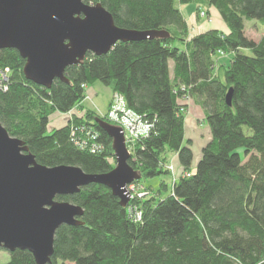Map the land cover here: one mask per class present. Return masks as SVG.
Wrapping results in <instances>:
<instances>
[{"label":"trees","instance_id":"16d2710c","mask_svg":"<svg viewBox=\"0 0 264 264\" xmlns=\"http://www.w3.org/2000/svg\"><path fill=\"white\" fill-rule=\"evenodd\" d=\"M83 1L100 3L117 26L165 34L119 41L102 55L87 52L66 67V81L55 78L49 87L27 78L25 59L16 49H1L0 68L11 71L7 89L0 90L1 124L43 165L107 172L114 166V151L97 124L98 119L112 123L104 114L81 106V114L72 118L98 132L94 140L102 149L91 152V138L85 148L71 140L70 121L48 127L51 114L67 113L84 100L81 84L101 81L152 123L128 159L140 174L135 182L168 175L170 153H176L182 172L191 173L180 174L169 189L158 180L157 190L126 206L95 182L55 196L83 213L77 217L82 224L56 229L50 264H264V34L259 41L245 35L248 21L264 25V0ZM190 2L197 10L216 9L228 31L205 29L188 36L180 6ZM228 54V63H219ZM185 93L198 98L211 136L193 169L178 105ZM162 189L168 194L163 196ZM134 207L141 215L138 221L130 212ZM8 254L9 260L0 264H36L27 250Z\"/></svg>","mask_w":264,"mask_h":264},{"label":"water","instance_id":"95a60500","mask_svg":"<svg viewBox=\"0 0 264 264\" xmlns=\"http://www.w3.org/2000/svg\"><path fill=\"white\" fill-rule=\"evenodd\" d=\"M165 30H135L115 25L100 3L83 0H0V50L14 48L25 59L32 82L49 87L55 78L66 81L69 65L87 52L102 55L119 41H140ZM231 87L225 102L230 106ZM97 124L112 140L115 164L103 173H86L77 165L46 166L35 160L24 141L0 122V248L24 249L36 264H50L56 229L82 224L83 209L57 195L78 192L95 182L107 186L122 205L129 201L127 184L140 178L133 169L123 130L105 120Z\"/></svg>","mask_w":264,"mask_h":264},{"label":"built area","instance_id":"2783aa9c","mask_svg":"<svg viewBox=\"0 0 264 264\" xmlns=\"http://www.w3.org/2000/svg\"><path fill=\"white\" fill-rule=\"evenodd\" d=\"M199 15L204 17L206 15L205 10H201ZM191 32V31H190ZM220 55H223L224 52L222 50L218 51ZM8 68H0V90H6L8 83H9V72ZM82 87L86 88L85 84H81ZM189 93H185L184 96L178 99L179 110L182 112L187 107V100L189 99ZM87 96L85 93L84 100H87ZM82 102V101H81ZM80 102V103H81ZM78 103L75 107L71 108L65 115L68 117L66 120L70 121V132H71V140L78 146H83L85 148L87 145V138H91L90 152L94 150L102 149V144L96 143L94 140L98 136V132L94 131L93 128L90 126L88 128L87 125L79 124L74 125L72 118L81 114V111H77L76 109L80 105ZM183 113V112H182ZM106 118L112 122L114 125L120 127L123 130L124 140L126 143L127 150H129L130 155L134 152L135 143L140 139L148 135L151 131L152 123H150L145 117H142L133 109L127 107L126 100L124 96L118 93H112V98L110 100L108 110L104 114ZM86 145V146H85ZM165 169L169 170L171 174V181L172 183L176 182L179 178L175 176L173 164L170 163L165 165ZM191 172H183V176H190ZM180 175V174H179ZM127 193L130 195L131 198L136 196L144 197L147 195L148 191H145L143 187L135 182H131L127 184ZM131 215L135 221L140 219L141 215L138 209L135 207L130 210Z\"/></svg>","mask_w":264,"mask_h":264},{"label":"rangeland","instance_id":"374dc122","mask_svg":"<svg viewBox=\"0 0 264 264\" xmlns=\"http://www.w3.org/2000/svg\"><path fill=\"white\" fill-rule=\"evenodd\" d=\"M186 7H188V8H186ZM206 8V7H205ZM205 8H202V9H200V10H197V6H196V3H194V2H190V3H187V4H183L182 5V9H183V13H184V15L187 17V18H190L191 20V24L192 25H194V24H197L196 26H197V30H195V29H192L191 28V32H189L188 33V36H190V35H192V34H194V32H198V31H200V30H205V29H207L206 27H208V28H212L213 27V25L211 24V23H209L210 21L208 20V17L209 16H207L209 13H207L204 17H202V16H200L199 15V12L201 11V10H205ZM207 10H208V12H210V16H211V20L214 22V24H215V21L216 20H220V16H219V14H217V12H216V10L213 8V7H207ZM215 14H217V15H215ZM218 18V19H217ZM198 22H199V25H198ZM250 27V26H249ZM250 31L252 32V29L250 28ZM250 32V34H252ZM11 71H9V72H7V73H10ZM1 77V76H0ZM97 85V86H101L102 88L101 89H99V91H98V93L96 94V95H93L92 96V98H93V101H90L89 99H91L90 97H89V95L87 96V94H86V96H87V100H89V101H85L86 103H85V108H87V107H89V108H91V109H94V110H96L99 114H105V111H106V103H107V99L109 98L108 96L110 95V88H108V87H106V86H103L104 84L101 82V81H95V82H91V83H88V85L87 86H91V85ZM86 89H87V87L85 88V93H86ZM111 98H112V92H111V96H110ZM84 98V97H83ZM195 106V104H194V99H193V97H189V99L187 100V107H186V109H184L182 112H183V115H184V121L187 119V117L190 115V113H191V109L193 108ZM75 107V106H74ZM82 107L81 106H79L76 110L77 111H82V109H81ZM101 112V113H100ZM58 115H60V116H62V118L64 117V119H68V117L65 115V113H61V112H55V113H53V114H51L50 116H49V119H48V121H49V124H48V127H57L56 125V121H55V119L57 118V116ZM73 116H75V114H72ZM206 115V114H205ZM196 118V120L194 121L195 122V125L198 123V122H204L205 123V119H204V116H202V115H198L197 117H195ZM62 121H64L63 119H62ZM74 123V122H73ZM79 125V124H81V123H75L74 125ZM206 125H207V122L205 123ZM208 126V125H207ZM209 127V126H208ZM191 140H193L192 142L191 141H187V145L189 144L190 145V147H192V151H193V155H192V158H193V160H192V162H191V164H190V168H194L195 167V165L197 164V162L200 160V156H201V147H200V145L198 146L197 145V142H198V140L196 141V138H197V136H196V134L195 133H193V132H189V136H188ZM243 150L244 149H242V148H239L238 149V152L241 154V155H243ZM198 154V155H197ZM176 160H175V159ZM167 162H166V164L165 165H168V164H170V163H172L173 164V167H174V170H175V172H174V174H175V176L176 177H178L179 176V174H181V173H183L182 172V170H180V166H179V159H177L176 158V153H170L168 156H167ZM114 164H115V161H114ZM171 174L172 173H170V171H169V174L168 175H162V176H160V177H162V179L163 180H165L166 182H167V184H168V189L171 187V185H172V181H171ZM156 179L157 178H146L145 180H143L142 182H138V181H132V182H135V183H138V184H140L142 187H143V189L145 190V191H148L147 192V195L148 194H150V191L151 190H157L158 189V187L156 188V186H155V184H152V183H149L148 181H155L156 182ZM145 183H147V184H145ZM159 186V185H158ZM161 192H162V195L164 196V195H167L168 194V192H167V190H164V189H162L161 190ZM147 195H145V196H147ZM7 260H9V254H8V252L5 250V249H3V248H0V261L3 263V262H6ZM66 264H75V263H71V262H67Z\"/></svg>","mask_w":264,"mask_h":264},{"label":"crops","instance_id":"0c3cea01","mask_svg":"<svg viewBox=\"0 0 264 264\" xmlns=\"http://www.w3.org/2000/svg\"><path fill=\"white\" fill-rule=\"evenodd\" d=\"M180 7H181V10L183 12L182 6H180ZM186 8H188V7H186ZM216 12H217V10H216ZM207 13L210 14V12H207ZM209 14L207 15V16H209L208 17V20L210 21L209 23H211L213 25V27L212 28L206 27L207 29H216L217 28V29H220V30H222L224 32H227L228 31V26L225 25V23L223 22L222 18H220V20H216L215 21V24H214V22L211 20V16ZM217 14H218V12H217ZM217 14H215V15H217ZM183 15H184V13H183ZM186 19H187V25H188L189 31L191 30V28L197 30V26H196L197 24L192 25L191 24V21H190L191 19L190 18H187V17H186ZM198 25H199V22H198ZM245 25H246V27H245V35L248 38L250 37V38H252L255 41H259L260 38L262 37V35L264 34V25L261 24L260 22L258 23L256 21H248L247 23H245ZM250 28L252 29V32L250 31ZM200 31H205V30L202 29ZM250 32L252 34H250ZM229 56H230V54H228L227 56H224V57H220L219 58V63H228V57ZM173 65H174L173 61H169V70H170V72L172 71ZM103 86H105V85H103ZM86 87H87L86 94H87V96L89 95V97L91 98V99H89L90 101H93L92 96L93 95H96L98 93L99 89L102 88L100 85L97 86V85H93V84L91 86H86ZM106 87H108V86H106ZM111 92L112 91L110 89V95L108 96L109 98L107 99V103H106V107H105L106 108V111L108 110V106H109V103H110V100H111V97H110L111 96ZM193 99H194L195 106L191 109L190 115L184 121V135H183V137H184V144L187 143L188 140L191 141V142L193 141V140H191L188 137L189 136V132H193L197 136V138H196V141L198 140L197 145L198 146L200 145V147L202 149V146L205 145L206 143H208L210 141V139H211L210 129L205 124L206 123V120H205V123L204 122H198L195 125V122H194L196 120L195 117H197L198 115L199 116L202 115V116H204V119H205V114H204L205 111H204L202 105L200 104L198 98L196 96H194ZM89 100H83L80 103L79 106H82L83 108H85L86 107L85 106V103H86L85 101H89ZM87 108H89V107H87ZM62 119L64 121H62ZM55 121H56L55 123L57 124L56 126H62L64 124H66V122H67L66 119H64V117L62 118V116H60V115L57 116V118L55 119ZM176 158H177V156H176ZM160 179H162V177L159 176V177H157L156 182L155 181H151V180L148 181V182L149 183H152L153 182L152 184H155V186L157 187L158 182H159L158 180H160ZM145 184H147V183H145Z\"/></svg>","mask_w":264,"mask_h":264},{"label":"bare ground","instance_id":"6f19581e","mask_svg":"<svg viewBox=\"0 0 264 264\" xmlns=\"http://www.w3.org/2000/svg\"><path fill=\"white\" fill-rule=\"evenodd\" d=\"M128 194V193H127ZM128 199H129V201L132 199L131 197H130V195L128 194Z\"/></svg>","mask_w":264,"mask_h":264}]
</instances>
